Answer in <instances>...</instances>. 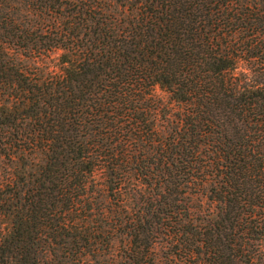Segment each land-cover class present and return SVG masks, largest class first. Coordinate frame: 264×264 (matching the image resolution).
<instances>
[{
	"label": "trees",
	"instance_id": "obj_1",
	"mask_svg": "<svg viewBox=\"0 0 264 264\" xmlns=\"http://www.w3.org/2000/svg\"><path fill=\"white\" fill-rule=\"evenodd\" d=\"M0 164V264H107L114 239L116 264H155L159 241L181 264H249L264 0H0ZM203 186L214 211L194 216Z\"/></svg>",
	"mask_w": 264,
	"mask_h": 264
},
{
	"label": "rangeland",
	"instance_id": "obj_2",
	"mask_svg": "<svg viewBox=\"0 0 264 264\" xmlns=\"http://www.w3.org/2000/svg\"><path fill=\"white\" fill-rule=\"evenodd\" d=\"M57 51L50 52L47 55L43 56L37 61V66L43 70H58L57 60H56ZM154 93L163 101L168 102L167 94L160 90L158 87L154 88ZM172 104V102H170ZM1 165V164H0ZM1 174V166H0ZM189 207L192 215L198 216L201 213H211L214 211V202L208 198L206 187H202L197 191H192L189 194ZM9 227L8 219L5 217H0V231L4 232ZM121 242L118 239H114L110 243V258L107 260V264H116V261L119 259ZM264 251V240L261 241V247ZM153 254L155 256V264H181L178 260L171 258L169 252L164 242H156L153 245ZM249 264H264V252H259L252 258V262Z\"/></svg>",
	"mask_w": 264,
	"mask_h": 264
}]
</instances>
